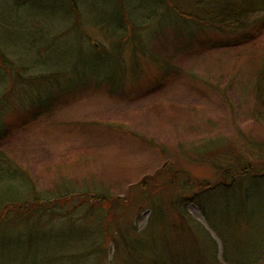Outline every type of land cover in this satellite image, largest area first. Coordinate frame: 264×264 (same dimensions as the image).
Listing matches in <instances>:
<instances>
[{
    "label": "rangeland",
    "instance_id": "1",
    "mask_svg": "<svg viewBox=\"0 0 264 264\" xmlns=\"http://www.w3.org/2000/svg\"><path fill=\"white\" fill-rule=\"evenodd\" d=\"M206 2L0 0V93L16 82L0 110V151L29 177L26 195H70L61 214L40 220L39 238L2 237L0 264L264 255V112L253 100L264 24L186 26L207 19ZM47 78L58 85L31 81ZM239 161L259 179L238 177L231 192L225 169ZM82 192L110 200L81 204ZM113 199L121 205L109 207Z\"/></svg>",
    "mask_w": 264,
    "mask_h": 264
},
{
    "label": "trees",
    "instance_id": "2",
    "mask_svg": "<svg viewBox=\"0 0 264 264\" xmlns=\"http://www.w3.org/2000/svg\"><path fill=\"white\" fill-rule=\"evenodd\" d=\"M174 10L176 11L175 8ZM205 11H207L206 14L208 15L205 21H200L198 19H195L194 17L188 19L183 18L181 20L193 22H189V25L186 26H194L197 29L209 27L214 28L216 31L219 32L229 30L231 32L237 30H245V28L247 27H252V25L259 24L258 22L264 24V0H207ZM166 12L169 13V10L166 9ZM180 15L178 14V16L182 18V16ZM260 15H262L261 19ZM123 24L124 21L121 25ZM133 27L135 26L132 24H128V26L125 25L124 28L133 29ZM255 79L256 82L253 85V100L256 105L264 112V61H261L259 64ZM42 80L43 82H41L40 79H31V81H36L39 84L43 85H54L55 87L58 85V82L53 81L54 79L47 78ZM15 83L16 82H13L10 87H8L9 84H6L8 88L6 87V91L3 90V93H0V110L4 108L7 102V97H9L8 95L14 91L13 86L15 85ZM30 83L31 82H29L25 86L26 89H23L21 87L19 88L27 93L33 89ZM18 85L21 84H19L18 82ZM261 118L264 119V115ZM209 146H201V148L198 149L199 155L202 156L206 153H211V148L213 146ZM262 164L263 166L261 168H263V174L261 173L262 175L260 174L259 176H262V178H264V161ZM22 172L23 171L21 169L15 166V164L11 160H9V158L5 156L3 152L0 151V241L4 236H6L5 239L10 238V236H14L16 239H20L23 236H30L32 239L39 238V234L41 233V230L43 228V223L40 220H45L43 218H45L46 216L53 217L56 213L61 214L58 209H62L64 207V204L70 196H65L62 193L59 194L56 198L46 199L39 194H33L30 196L26 195L30 194V187L28 185H31V183H29L31 181L27 180L29 179V177H24L25 174ZM225 173L226 177H224L223 179L229 178V184H224L228 185L225 189L230 190V188H232L230 190L231 192L234 191V185L232 181L237 179L238 177L239 179L237 180L239 181H241L240 178L243 177V175H252L253 179H251L250 181H257L259 179L257 178L258 175H256L257 171H255V168L250 163H246L243 161L238 162L236 169H225ZM156 174L157 175L155 178L157 179L159 177L158 174L160 175L161 173L157 172ZM221 183H224V180L223 182H219L211 188H223V184ZM19 186L24 188V195L22 194L23 190H20L18 188ZM80 195H84L81 197V204L85 202L87 203L88 199H91L92 201H94L95 206H100L101 204H103L104 200H110L107 198V196L105 197L104 194H98L96 192H82L80 193ZM60 202H64V204L59 205ZM111 202L113 203V206L109 204V207L116 208L118 205H121L116 199H113ZM199 207L203 213L202 205H199ZM77 208L79 207H76L74 209L77 210ZM94 208H91V210H93ZM157 211L159 210L155 209V213ZM161 216L158 219H163V216ZM179 216V219H183L186 221V224L188 225V228L191 232H193V229H198L204 233L206 238H208L201 225L195 223H193L194 225H190V223L187 221V218L183 216L182 213H179ZM33 218H35L34 220L38 221L39 223L35 224V221H32ZM23 232H25V234H23ZM254 260L256 261L254 262ZM254 260L252 264H262L264 262V255L257 256ZM213 264H216V262Z\"/></svg>",
    "mask_w": 264,
    "mask_h": 264
}]
</instances>
